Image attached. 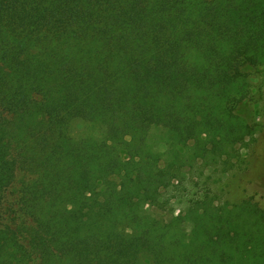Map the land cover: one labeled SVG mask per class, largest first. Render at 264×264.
Listing matches in <instances>:
<instances>
[{"label":"trees","instance_id":"1","mask_svg":"<svg viewBox=\"0 0 264 264\" xmlns=\"http://www.w3.org/2000/svg\"><path fill=\"white\" fill-rule=\"evenodd\" d=\"M246 65L264 0H0V211L20 171L33 221L0 227V264H264L251 198L145 210L185 169L241 162Z\"/></svg>","mask_w":264,"mask_h":264},{"label":"rangeland","instance_id":"2","mask_svg":"<svg viewBox=\"0 0 264 264\" xmlns=\"http://www.w3.org/2000/svg\"><path fill=\"white\" fill-rule=\"evenodd\" d=\"M242 71L250 81V90L246 99L236 106V113L255 127V135L250 144L241 150L242 160L238 166L222 174H211L206 168L203 175H197L188 169L182 173L180 182L162 189L156 203L147 204L145 210L159 219L166 220L171 215L181 213L189 199L209 190L215 202H239L246 198L264 209V66L246 65ZM81 119L74 121L71 132L80 137L90 133V128L83 125ZM164 151L166 146L161 143L157 147ZM22 172L16 173V178L8 188L0 211V227H11L22 224L33 225V221L20 209L18 203ZM117 181V177H114ZM24 242L27 238H22ZM33 264H38L35 257Z\"/></svg>","mask_w":264,"mask_h":264}]
</instances>
